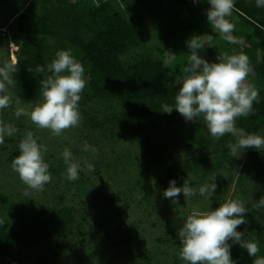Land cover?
<instances>
[{
    "label": "trees",
    "instance_id": "16d2710c",
    "mask_svg": "<svg viewBox=\"0 0 264 264\" xmlns=\"http://www.w3.org/2000/svg\"><path fill=\"white\" fill-rule=\"evenodd\" d=\"M7 1L0 0V7ZM153 7L183 12L170 25H159L163 27V46L172 48L178 55L177 61L172 62L173 68L166 66V52L162 47L155 50L163 55L162 59L155 60L148 53L130 59V53L147 44L142 25L148 20L162 19L166 14L154 17V11L150 12ZM208 8L207 0H25L12 13L11 22L5 20L0 27L4 29L0 31V45L9 38L18 47L11 61L14 70L10 78L17 99L31 104L43 100L39 81L50 73H38L36 67L51 63L58 50L70 49L82 63L88 79L83 102L92 100L104 104V113H110L100 122L96 117L86 119L81 133L92 145L94 154L101 157L100 165L112 178L121 169L125 170V165L151 169L167 163L172 156L170 150L177 143L175 133L185 136L183 140L188 148L195 150L196 157L206 155L202 143L209 148L216 143L219 146L234 143L236 138L230 134L214 139L203 120L185 121L174 109V97L190 54L186 41L193 36L207 41L205 47L209 48L204 51L211 60H217L218 55H231L230 47L239 44L227 42L211 28L206 18ZM147 9L149 13H145ZM228 19L234 26L232 35L244 41L235 54L248 56L253 70L247 78L258 91L252 113L237 118L235 126L246 133L264 135V7H256L255 0H234V10ZM174 124L178 125V132L172 130ZM186 129L189 132L185 135ZM244 151L242 156L250 160H264V148ZM16 154L9 155L8 161L12 162ZM62 166L67 167L65 163ZM244 168L241 162L233 181ZM169 174L176 179L175 172ZM183 177H177V185L183 182ZM24 210L0 192V253L6 254L15 244L20 245L16 249L22 252L37 244L38 240L31 243L28 233L45 235L47 226L40 219L32 222L35 230L25 227ZM51 218L57 229L76 225L77 234L83 235L74 209L61 208ZM142 256V263L154 264V255ZM180 261L179 258L172 264Z\"/></svg>",
    "mask_w": 264,
    "mask_h": 264
},
{
    "label": "rangeland",
    "instance_id": "374dc122",
    "mask_svg": "<svg viewBox=\"0 0 264 264\" xmlns=\"http://www.w3.org/2000/svg\"><path fill=\"white\" fill-rule=\"evenodd\" d=\"M24 2L8 0L0 7V27L8 20L11 22L12 13L21 8ZM149 11L147 9L145 13ZM153 11L154 17L166 14L162 19H154L155 22L148 20L142 25L141 29L147 34V44L130 53V59L145 53L151 54L155 60L162 59L163 55L155 51L157 47H162L166 52V66L173 68L172 64L177 61L178 55L172 48L163 46V27L159 25H170L174 19H180L183 12L178 13L176 8L164 10L156 7L150 12ZM5 41L0 45V67L12 65L11 61L18 52L12 39L8 38L7 43ZM240 47V44L232 45L231 55ZM204 50L200 55L209 62H215ZM11 75L12 71H9V78ZM245 82L255 87L249 77H246ZM0 83L5 84L6 94L10 98L9 106L0 109V128L7 126L14 130L11 135H4L0 143V192L25 208L22 215L26 228L35 230L32 223L35 218L47 226L45 235L28 233L31 235V243L38 240L37 244L26 247L23 252L16 249L20 245L15 244L8 248L6 254L0 253V264H145L142 263V255L148 254L156 258L154 264H172L179 259L181 245L177 233L186 217L193 211L215 209L219 204L236 197H240L248 209L245 217L247 223L240 225L237 230L246 229L245 239L254 238L258 242V251L256 257H252L237 244L233 246L231 256L237 264H253L255 258L264 257V208H254L256 201L264 196V160L255 162L246 155L233 158L227 146H219L217 143L210 148L202 143V151L206 155L196 157L193 153L195 150L188 148L183 140L185 136L175 133L177 143L172 146V156L168 157L167 163L151 169L137 164L125 165V170L120 168L119 175L112 178L100 165L101 157L94 154L92 145L85 141L81 133L86 119L96 117L100 122L110 114L104 113V104L92 100L83 102L87 94L84 89L78 102L81 116L79 124L63 130L60 135H54L49 129L33 124L28 116L15 115L18 108L30 112L42 100L37 104L21 102L12 84L8 85L2 76ZM177 127V124L172 125V130L178 132ZM27 131H32L38 143L47 149L43 157L49 165L51 179L40 191L28 188L13 170L12 162L8 161L9 155L15 152L16 157L19 154V141ZM188 132L186 129L184 134ZM170 139L168 135L167 140ZM85 144L88 146L87 151L83 150ZM65 149L72 153V159L81 167L78 178L73 181L67 179L66 167L62 166V153ZM241 162L245 168L240 170L239 176L233 181ZM190 165H193L191 170ZM171 171L177 175L176 179L183 175L186 179L188 176L190 186L197 194L187 198L180 194L178 203L173 204L170 199H165L162 192L168 187L169 180L174 179L169 177ZM214 176L216 191L199 195V187ZM180 183L177 186L183 182ZM61 208L74 209L82 236L77 234L76 225L57 229L56 224L50 222L52 213ZM179 264L185 262L181 260Z\"/></svg>",
    "mask_w": 264,
    "mask_h": 264
},
{
    "label": "clouds",
    "instance_id": "9594fccd",
    "mask_svg": "<svg viewBox=\"0 0 264 264\" xmlns=\"http://www.w3.org/2000/svg\"><path fill=\"white\" fill-rule=\"evenodd\" d=\"M199 2V0H196ZM256 7H264V0H255ZM209 8L206 18L212 29L216 30L229 43L243 44V39H236L232 33L233 24L228 17L234 10V0H207ZM204 41L193 36L186 41L190 54L183 69L179 90L174 97V109L185 121H196L202 118L208 133L214 139L225 134L235 137V142L227 145L233 158H240L244 149L260 150L264 148V135L246 133L237 128L235 122L239 117H247L252 113L253 102L257 100L258 91L246 83V77L252 72L246 54L218 55L215 62H209L200 52L204 50ZM7 69V71L5 70ZM14 70L12 65L0 67V76L12 84L8 72ZM38 73L47 71L46 78L39 81L43 97L42 103L30 112L23 108L15 111L16 117L28 116L39 128H46L54 135L79 124V100L87 82L85 68L73 55L70 49L58 50L51 63L44 67L37 66ZM9 96L5 84L0 83V109L9 106ZM14 130L4 126L0 128V143L4 135H11ZM19 154L12 160V168L21 181L33 190H43L50 181L49 165L44 160L46 147L38 143L32 131H27L18 144ZM84 151L88 150L87 144ZM66 164L69 181L78 178L80 164L72 159V153L65 149L62 153ZM216 177L201 185L198 193L204 196L216 191ZM185 198L196 195L190 186L187 176L181 186L176 179H170L168 187L162 195L170 202L178 203L179 195ZM254 208H264V196L254 204ZM248 209L240 197L226 200L215 209L193 211L189 214L177 236L181 245L179 258L185 264H237L231 256V248L239 245L249 256L256 257L257 241L245 239V230H237L245 219ZM253 264H264V257L255 258Z\"/></svg>",
    "mask_w": 264,
    "mask_h": 264
}]
</instances>
